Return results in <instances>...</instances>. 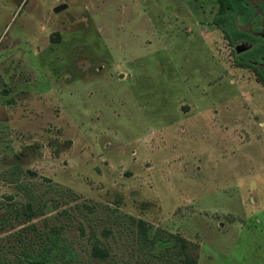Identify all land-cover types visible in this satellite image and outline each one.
<instances>
[{
	"label": "rangeland",
	"instance_id": "1",
	"mask_svg": "<svg viewBox=\"0 0 264 264\" xmlns=\"http://www.w3.org/2000/svg\"><path fill=\"white\" fill-rule=\"evenodd\" d=\"M218 9L0 0V247L59 231L82 264H178L151 225L197 264H264V78Z\"/></svg>",
	"mask_w": 264,
	"mask_h": 264
},
{
	"label": "trees",
	"instance_id": "2",
	"mask_svg": "<svg viewBox=\"0 0 264 264\" xmlns=\"http://www.w3.org/2000/svg\"><path fill=\"white\" fill-rule=\"evenodd\" d=\"M218 4L219 9L214 17V23L231 44L245 41L243 43L250 46L244 51L237 52L238 63L254 66L264 78V38L259 35L260 31L256 26L244 29L247 24L258 22L255 7L249 0H218ZM12 219L9 212L3 214L0 209V230L6 228ZM141 234L140 243L149 245L150 250L158 252L160 247L174 250L178 264H197L186 251L187 242L182 236L160 231L151 232V225L144 226ZM38 237L40 240L34 236H20L17 246H12V249L0 247V264H57L61 258L72 264L83 263L74 244L65 243L59 231H50L45 236ZM108 254L106 248L98 244L93 245L92 255L105 258Z\"/></svg>",
	"mask_w": 264,
	"mask_h": 264
},
{
	"label": "water",
	"instance_id": "3",
	"mask_svg": "<svg viewBox=\"0 0 264 264\" xmlns=\"http://www.w3.org/2000/svg\"><path fill=\"white\" fill-rule=\"evenodd\" d=\"M59 8H61V7H59ZM59 8H57V9H59ZM246 49H248V46L245 43H241V44L236 45V51L237 52H241V51H244Z\"/></svg>",
	"mask_w": 264,
	"mask_h": 264
},
{
	"label": "flooded vegetation",
	"instance_id": "4",
	"mask_svg": "<svg viewBox=\"0 0 264 264\" xmlns=\"http://www.w3.org/2000/svg\"><path fill=\"white\" fill-rule=\"evenodd\" d=\"M263 26H264V24H263ZM263 26H262V28H264ZM259 35L264 38V29H262V32H259Z\"/></svg>",
	"mask_w": 264,
	"mask_h": 264
}]
</instances>
